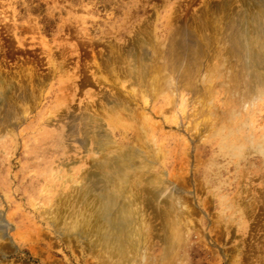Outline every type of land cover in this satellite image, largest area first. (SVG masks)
I'll list each match as a JSON object with an SVG mask.
<instances>
[{"label": "rangeland", "instance_id": "1", "mask_svg": "<svg viewBox=\"0 0 264 264\" xmlns=\"http://www.w3.org/2000/svg\"><path fill=\"white\" fill-rule=\"evenodd\" d=\"M244 8L252 15L264 9V0H0V219L10 225L7 232L12 237L0 239V264H115L100 247L88 250L72 232L61 235L58 225L71 216L74 204H61L66 213L55 219V199L46 189L52 183L51 159L56 151L63 156L66 149L52 148V140L58 139V145L71 140V156L81 157L71 170L81 168V174L74 173L81 175L83 191L90 184L86 173L95 171L89 162L101 155L93 152L94 139L101 134L112 135L124 154L136 158V174L156 177L158 189L176 176L180 187L163 200L182 212L192 211L187 209L180 218L173 213L166 220L168 240L162 244L155 231L159 219H151L144 199L129 196V187L131 193L127 189L124 196L131 202L129 210L137 209V215L130 216L137 221L134 228L140 239L134 261L126 264H264V87L245 93V75L238 87H232L224 54L225 59L221 54L212 61L215 69L210 74L202 70L195 78L200 88L211 86L205 102L191 101L185 89L174 95L170 68L158 74L165 73L167 80L166 91L156 100L153 91L133 83L141 80L140 72L150 73L154 63L169 62L162 57L153 62L156 49L166 53L172 48L173 54L187 56L192 51L195 59L185 57L189 64L178 70L195 77L199 55L193 56V45L204 48L206 39L200 31L211 26L206 33L213 37L231 21L237 24ZM223 10L230 13L226 20ZM222 82L236 90L225 92ZM29 92L35 96L31 102L18 96ZM171 98L176 104L168 103ZM151 108L160 110L158 116L149 112ZM201 109L205 116L194 117ZM23 114L27 119L13 134L3 130ZM46 117L55 125L46 126ZM178 123L183 126L177 129ZM118 130L128 133L124 141ZM134 133L140 140L133 139ZM79 139L87 141L84 148ZM65 171L63 167L60 173ZM133 173L129 174L135 177ZM136 180L130 179L129 186ZM81 201L82 217L91 209V198Z\"/></svg>", "mask_w": 264, "mask_h": 264}, {"label": "bare ground", "instance_id": "2", "mask_svg": "<svg viewBox=\"0 0 264 264\" xmlns=\"http://www.w3.org/2000/svg\"><path fill=\"white\" fill-rule=\"evenodd\" d=\"M214 8H216V10H217V7H214ZM225 8H228V7H225ZM222 9H224V8H221V10ZM205 10H207V9H205ZM246 10H248V9H245L244 11H242L243 13H241V15H239L236 18L237 24L236 23L234 24L235 21H231L228 25L226 24L224 31L222 29L216 34L214 32L213 37L212 36L209 37L208 34L206 33L207 29H208V33H209V28L211 26L207 29L204 28L205 30L203 33H202V31H200V34L203 36V38H206L204 43H203L204 48L202 46H200V44L195 41V43H197V44L193 45V46H195L193 56L199 55V59L203 58L204 61L201 62L197 57L199 62H197V61H196L197 63L195 62L196 63L195 69H194L195 77L192 78V76L190 75L191 74L190 71L183 72L181 70L180 71L178 70V69H183L184 67H186L189 64V62L186 63L185 61L187 60L188 57L190 59V56L192 55V51L190 53L191 55L189 54L190 51L187 52L189 54V56H187V54L182 55V52L173 54L172 48H170L169 51H167L166 53L161 52L160 50L156 51L157 50L156 49L155 55L153 57V60H154L153 62H155V61L157 62L158 60H160L161 57L169 59V62L167 64H165V63L164 64H159V63L155 64L154 63L153 65H151L152 69L150 67L151 72L150 73H149V71L147 72L149 79H147V74L145 73L146 71H144L146 76L144 74H142L143 72H140V74L142 75V77L140 75L141 80L140 81H134L133 83L135 85L141 86V88H143V90L146 92L148 90L153 91L152 96H153V99L156 100L159 96L163 95L164 92L166 91L164 89L163 84H164L165 79L167 78V75L164 73L163 76L164 77L166 76V78L161 77L163 74L161 72L163 70H168V68H170V70H171L170 72L173 76V77H171L173 79V82H174L173 85H175V88L172 90V91H174V95L179 94L181 89L182 90L185 89L187 92H190L192 94L191 101H192V99H196V100L199 99V100H201V102H205L208 98H210L209 97V95H210L209 91L211 90V86L207 85L203 88H200L201 86L199 87L198 83L196 84L195 78L197 76V73H198V76H199V72L203 73L202 70L205 73L210 74V72L213 69H215V66H214L215 64H212V61L217 56L224 54V55H226V58H229L228 62H227V60H225V61L227 62V65H229V66H227L226 69L228 70L227 72H229L228 73V75H229L228 76V78H229L228 82H230V84L233 85L232 87H234V88H235V86L238 87L237 86L238 83L243 78V77L241 78L240 76L245 75L244 77L245 78L247 77V80H248V82L246 83L247 88H244L246 91L245 93L252 92V94H253L255 92H259L261 90V88L264 87V73H263L264 72V9L259 10V8H258L255 12H253L252 15L247 13ZM232 11H235V10H232ZM211 12L213 13L214 11H211ZM202 13L204 14V11ZM232 13H234V12H232ZM223 14H222L223 19L225 18V20L227 19L226 18L227 15L230 16V13H228L226 15L225 11ZM202 16L205 17V15H202ZM202 16L200 15V17H202ZM207 16H208V14H207ZM235 16H236V14H235ZM208 17H207V19H208ZM234 17H232V19ZM207 19H206V21H207ZM218 19L220 20V17ZM215 22L217 23V20ZM215 22L213 21V23H215ZM232 22H233V24H231ZM207 23H208V21H207ZM213 23H208V24L212 25ZM208 24H206V27H208L207 26ZM221 24H222V22H221ZM219 28L220 27H218L217 30H219ZM180 31H181V29H180ZM210 31H211V29H210ZM214 31H215V29H214ZM178 32H179V30H178ZM181 32H179V33L181 34ZM258 33H261V35L258 36L257 35ZM210 34H211V32H210ZM176 37H179V35L177 34ZM218 44H222L223 45L222 48H219V46L217 47ZM221 51H222V53H221ZM165 55H167V56L165 57ZM224 55L222 58L225 57ZM185 57H187V58L185 59ZM144 58H146V57H144ZM193 58L195 59V57H192L191 59H193ZM144 61H145V59H144ZM147 61H149V59ZM150 61H152V60H150ZM216 61H217V59H216ZM192 62L190 64L193 65L194 61L192 60ZM184 65H186V66H184ZM131 68H133V67H131ZM192 69H193V67H192ZM240 71L242 72V75H240L241 73L239 74ZM175 72H177V73L175 74ZM159 73L161 74V76L158 75ZM131 76L133 77V75H131ZM131 76H130V78H131ZM136 77H138V76H136ZM245 78L243 80H246ZM132 79H134V78H132ZM223 84H225V83L222 82V85L220 87H225V85L223 86ZM218 85H219V83H218ZM226 87H227V85H226ZM232 87L230 88V85H229L226 89H224L225 92L227 91V93L228 92L231 93L232 90L235 91L236 89H234ZM18 96L24 100L29 101V102L33 101L34 97H35V96L33 97L32 92H29L28 95L23 94L21 96V94H19ZM121 97H123V96H121ZM176 97L178 99L179 96H176ZM176 97H174V98H176ZM2 101H4V100H2ZM129 102H131V101H129ZM169 102H170V104H176L177 100H176V102H174V99L171 98L168 100V103ZM3 104L7 105V106L9 105V107L11 106L8 103L6 104L5 102H3ZM123 106H125V105H123ZM131 109L132 108L130 107V109H128V110L131 111ZM125 110H127L126 107H125ZM144 110L146 111L147 109H144ZM201 110H198V111H201ZM159 111L160 110H157L156 108H154V109L151 108V110L149 109V112L153 113L154 115H157ZM204 111L205 110H202L201 111L202 113L200 112L198 114V112H197L193 115H194V117H195V115H197V116L199 115V116L203 117V116H205V114L203 113ZM30 113H31V111L29 112V114ZM174 113H176V112H174ZM143 115L141 116L142 118H144V116H145V115L144 116ZM189 115H190V117H193V115H191V114H189ZM131 118L132 117H130L129 119H131ZM26 119H27V117H25V115L23 114V116H21L19 118L17 123H15V121L13 122V124H11L12 122H9L10 125H8V127L5 126V128L3 130L5 132L8 130L9 133L13 134L12 133V132H14L13 130L18 129L21 126L22 122L24 123V121H26ZM185 119H188V118L185 117ZM54 121L55 120H53V118H51V117L47 118L46 119V126L55 125L54 123H56V122H54ZM136 121H137V119H136ZM176 123H177V121H176ZM160 124H157V128H160L159 127ZM178 125L180 126L181 123L176 124L177 129L179 128V127H177ZM181 126H183V125H181ZM116 129H118V128H116ZM141 130L142 129H140V131L138 130V134H140L139 132H141ZM118 131H119V135L121 136L122 141H124L126 139V136L128 133L126 132V130L125 131L124 130H118ZM32 133L33 132H31V134ZM141 135H143V132L141 133ZM95 136H96V134H95ZM45 137H46V135H44V138ZM132 137H133V139L135 138L136 140L137 139L140 140L139 138H141V137H138L137 133H134ZM114 139L115 138L112 135L111 136H108V135L102 136V134L99 136L97 135V138L94 139L95 140L94 142L96 144V148L95 147L93 148V149H95L93 152L96 154H101L100 155L101 158L98 157L99 159L97 158V159H91L90 160V162H89L90 167L92 169H94L95 171H93L90 174L85 172L87 174L86 180L89 179L90 184H86V189L83 191L81 188V184H79L80 182L78 180V179H80L79 177L81 175L78 176L79 174H76V173L81 174V168H80V170H78V169L77 170H74V169L71 170V167L73 168L77 164L81 163V157L76 158V157L71 156L72 152L75 151L74 148L69 143L71 140L66 138L65 141H61L59 143V145H58V139H55L54 142L52 140V142H51L52 148L54 147V145H57L58 147L64 146L66 149L64 151L63 156H59L58 151H56V153H55L56 156H54V158L51 159L50 163L52 166L53 173L50 176V180L52 183H51V185L46 187V189L47 188L50 189V192H52L50 195L52 198L55 199L53 206H52V213H51L52 217H54L55 219L59 215H60V219H61L62 218L61 214H63L66 211V210H64V211L61 210L63 208H60V205L63 203H64L63 205H66L65 204L66 202H69L71 200L73 201L74 208H73V210H71L72 211L71 216H68L67 220L64 219V221L62 223V225H63L62 227H60L61 226L60 223L62 221L59 223L60 226L58 225L59 229L62 231L61 235L63 237L65 235L70 236V233L72 232L71 236L75 237V240H79L82 244H84L88 250H93L95 248L97 249V247H100L102 249V250H100V252L103 251L108 255V257H106V258H109L110 260H115L117 262V264H126V263H130L131 259H132V261H134V259H133L134 254H136L138 251L139 239H140L139 237H138L139 239L136 238V233L138 231L136 232L135 230H138V229L134 228V224H136L137 221H135L136 220L135 218L133 219V217L130 216L131 212H133V214H135V215H137L138 212L134 213L137 211V209H135L136 211H130L131 209L129 208V205L131 204V202H126L127 201V200H125L126 195L124 196V192L127 193V189H128L129 193H131V191H132V193L129 194V196H133V198H136V199L137 198L144 199L143 201L146 203L147 209L151 210V213H153V217H151V219L152 218H154L155 220L159 219L160 225L155 226V228L158 226V228H156L155 231L158 233L156 238H158L162 244H165L166 240H168L166 233H164V232L168 231L167 229H166V231L164 230L166 228V223H165L166 220H169V217L173 213H174L175 218L176 217L180 218L181 215L187 213V209L189 210V214L192 213V211L189 208H187V209L185 208L186 203L184 204L183 201L179 200L177 202H180L179 205L182 202V204L184 205V208L186 210L184 212H182L183 209H180L178 206H176L177 207L176 208L171 204V202L163 200L164 197L171 198L172 195H175V187H176V189L178 187H180L179 182L175 181L176 176H174V178H175L174 180H172L171 178H170V180L168 179L170 181L169 183H171V184H169L167 187H164L163 190L158 189L157 187L154 186V184L157 180L156 177H152L153 175L152 176H142L143 174L140 175L138 172H137L138 174H136L135 171L140 169L138 166L139 164L137 165L133 161V158L134 159H136V158L134 156L131 157V155H128L127 153L124 154V152H122L123 148L116 146V144L118 142L115 143ZM86 140H87V138H86ZM86 140H84L85 142H81V140L79 139L78 143H79L80 147H81V144H82L83 148L86 146V144H85L87 142ZM49 141H50V139H47V141L45 143H48ZM14 144H15L14 147L16 149L18 147L17 141L14 140ZM83 150H85V149H83ZM87 152L88 151H86V153ZM107 152H108V154H106ZM113 152L115 153V155L116 154L117 155L116 156L112 155ZM63 167L66 168V171H65L66 173H64L62 175L60 173V170ZM74 171H76V173H74ZM130 171H134L135 174L134 173L133 174L135 177H132V175L130 176V174H129ZM171 171L173 173L175 171V167L172 168ZM141 172H143V171H141ZM145 172L146 171H144V173ZM163 175H165V173H163ZM133 178H136L138 180L135 181L136 182L135 185L129 186V181H130V179L132 180ZM162 183H163V181H162ZM89 185H91V186H89ZM129 187H131V189H130L131 191L129 190ZM69 189L71 191L68 192ZM127 195H128V193H127ZM89 196L91 198V201H90L91 202V209L88 208L90 203H89V205L84 204V206H86L88 208L89 214H88V212H87V214H85V211H84V214L86 216L82 215V217H81V209L82 208H80V207H82V206L81 205L78 206V205L81 204L82 197L88 198ZM127 199H129V201H130L131 198L129 197ZM87 200L89 201V199H86V203H87ZM176 200H178V199H176ZM134 202H136V201H134ZM153 202H156V204L154 205ZM137 203H139V202H137ZM157 203L162 204V206L161 205L159 206ZM61 207H62V205H61ZM66 207H67V205H66ZM134 207H135V205H134ZM143 207H145V206H143ZM40 209H41V206H40ZM191 209H193V208H191ZM83 210H85V209H83ZM59 213H61V214H59ZM69 213H70V211H69ZM69 213H67V215ZM140 215L138 214V216H140ZM145 215H146V213H145ZM69 217H70V220H69ZM140 217H142V216H140ZM140 217H138V218H140ZM66 218H67V216H66ZM187 218H189V217H187ZM134 221H135V223H134ZM188 223H190V222H188ZM139 224L140 223H138L137 225L140 226ZM9 226L10 225L7 224L6 222L3 223L2 218L0 219V239L12 241V237H11L10 233L7 232V227H9ZM90 231L92 232V234L90 233ZM92 236L96 237V238H94L95 240H93V239L91 240ZM138 236H140V235H138ZM79 241H76V242H79ZM103 252H102V254H103ZM161 260H162V258H161ZM116 262H115V264H116Z\"/></svg>", "mask_w": 264, "mask_h": 264}]
</instances>
